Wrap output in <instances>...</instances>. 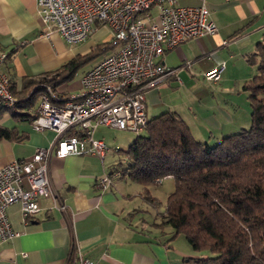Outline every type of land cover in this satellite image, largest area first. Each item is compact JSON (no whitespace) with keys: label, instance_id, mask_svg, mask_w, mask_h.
I'll list each match as a JSON object with an SVG mask.
<instances>
[{"label":"crops","instance_id":"obj_1","mask_svg":"<svg viewBox=\"0 0 264 264\" xmlns=\"http://www.w3.org/2000/svg\"><path fill=\"white\" fill-rule=\"evenodd\" d=\"M205 4L216 33L186 39L164 50L158 59L165 66L170 67L165 56L171 49L179 64L176 73L146 91V115L151 118L174 111L196 139L213 144L243 128L247 119L249 122L250 106L242 85L256 73V65L247 59L264 33V0H205ZM100 29L104 40L109 38V30L99 27L83 45L98 43ZM78 44H67L59 32L43 23L37 0H0V50L9 53L0 70L11 76L17 89L25 78L84 53L80 51L85 46ZM185 61L191 62L190 67ZM222 61L221 78L205 80L203 72ZM200 77L208 84L198 81ZM69 82L59 86L60 91L80 90V79L76 84ZM172 84L184 85L177 88ZM38 104L39 98L22 111L0 102V124L15 133L13 138H0V168L14 159H30L37 147L53 141L52 130H34L28 115L21 114H32ZM98 126L93 128V137L105 142ZM121 153L108 147L103 159L88 153L51 155L48 176L54 197H40L39 211L26 222L18 202L7 206L10 225L19 234L0 241V264H70L76 251L100 264H184L188 257H199L180 234L171 238V227L154 225L165 207L144 199L143 185L120 175L109 187H96V180L115 167ZM106 157L116 159L109 162ZM149 192L157 199L155 192Z\"/></svg>","mask_w":264,"mask_h":264},{"label":"built area","instance_id":"obj_2","mask_svg":"<svg viewBox=\"0 0 264 264\" xmlns=\"http://www.w3.org/2000/svg\"><path fill=\"white\" fill-rule=\"evenodd\" d=\"M37 8L43 23L70 45L106 27L110 34L102 49L110 46L111 51L81 76L78 92L62 95L46 86L40 94L30 124L36 131L52 130L54 138L48 146L37 147L30 159H14L0 168V241L19 234L8 220L9 204H20L26 222L39 211L40 197H54L48 176L51 155L88 153L103 159L108 147L93 137V128L143 130L148 121L146 91L177 70L158 58L165 49L186 39L217 31L205 0L198 4H181L179 0H37ZM5 56L0 50V65ZM184 65L190 67L191 62ZM224 67L223 61L214 65L203 72V78L219 80ZM0 102L9 107L16 102L9 76L1 70ZM118 174L117 170L104 172L96 187H109ZM70 264L100 263L76 251Z\"/></svg>","mask_w":264,"mask_h":264},{"label":"trees","instance_id":"obj_3","mask_svg":"<svg viewBox=\"0 0 264 264\" xmlns=\"http://www.w3.org/2000/svg\"><path fill=\"white\" fill-rule=\"evenodd\" d=\"M103 44L98 42L52 70L25 78L20 89L5 72L16 99L14 107L23 111L33 106L46 86L66 95L59 86L110 48L102 49ZM5 53L1 64L9 57ZM247 60L256 65V73L242 85L250 106L249 127L209 144L196 139L179 114L164 111L148 118L145 133L134 137L126 149H117L126 163L119 160L107 171L117 170V176L143 185L144 199L156 207L164 205L155 226H169L171 238L182 234L194 251L214 254L188 257L184 264H264V33ZM21 114L31 121V114ZM14 136L12 129L0 124V138ZM167 176L174 186L162 204L148 186Z\"/></svg>","mask_w":264,"mask_h":264},{"label":"rangeland","instance_id":"obj_4","mask_svg":"<svg viewBox=\"0 0 264 264\" xmlns=\"http://www.w3.org/2000/svg\"><path fill=\"white\" fill-rule=\"evenodd\" d=\"M200 0H179V3L181 4H196L199 3ZM99 33H101V38L98 42L102 41L105 39L104 34H102V30H98ZM88 40V39H87ZM86 41V40H85ZM84 43H86L85 45L88 44V42H81L78 45H83ZM95 44H91L90 46H93ZM90 46H85L81 49L80 52H87L90 50ZM110 50H107L105 53L101 52L99 55L92 57L90 60H88V62H86L83 66H81L80 68H78L76 74L74 75L73 79L69 82L70 84H76L78 83V80L80 79V76L82 75V73L84 71H86L92 64H94L95 62H97L104 54H108L111 51V48H109ZM169 52V53H168ZM166 56H165V61L166 64L169 65L170 67H175L179 64V60L178 56L175 53V49H171L170 51H168ZM182 80L184 81V83L186 82V79L182 76ZM196 80V79H195ZM198 81H201L204 83V85H207L208 83L204 82L203 79L200 77L197 79ZM173 86H177L178 87H182L184 84H172ZM186 87V86H184ZM102 126V127H101ZM250 126V119L248 122V119L246 120L244 127L247 128ZM99 129L101 131H103L102 136L105 139V144L112 148L115 152H117L118 148H122V149H126L128 147V145L132 142V139H134V137H136L137 135H142L145 133L144 130H140V131H129V130H121V129H112L109 127H103V125H99L98 126ZM99 131V130H98ZM119 159L121 160V162L123 164L126 163V158L123 156V154L121 153V156L119 155ZM115 157H106L105 159L108 160L109 162L114 161ZM116 159V158H115ZM168 178V179H167ZM173 187V180L169 179V177H165L163 179H161V182L158 184H152L149 185L148 188L150 191L155 192V195L157 197V199L163 203L166 199L167 194L170 192L171 189ZM180 236L182 238H184V236L182 234H180ZM198 255H202V256H213L214 254L210 253L209 251H202L201 253H198Z\"/></svg>","mask_w":264,"mask_h":264}]
</instances>
